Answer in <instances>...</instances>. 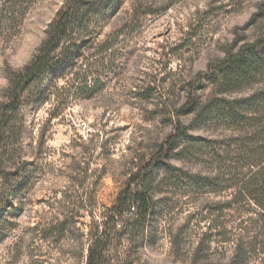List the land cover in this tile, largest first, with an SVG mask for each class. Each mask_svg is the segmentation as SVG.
I'll return each instance as SVG.
<instances>
[{
    "label": "rangeland",
    "instance_id": "374dc122",
    "mask_svg": "<svg viewBox=\"0 0 264 264\" xmlns=\"http://www.w3.org/2000/svg\"><path fill=\"white\" fill-rule=\"evenodd\" d=\"M64 1L36 0L21 21L0 30V103L9 85L8 70L28 64ZM137 4L143 5L141 14L146 7L155 11L141 15L140 24L131 19ZM257 4L125 0L96 25L93 43L74 69L83 74L86 64L94 68L93 92L70 88L77 80L72 74L51 88L48 79L43 92L49 99L23 111L12 152L27 161L28 180L0 201V264H85L89 232L140 160L172 132L176 110L186 102L185 86L211 62L223 59L235 40L255 36L256 28L246 23ZM104 44L110 45L102 56L97 50ZM180 118L191 135L214 140V146L231 136L230 129L208 127L192 115ZM210 145L196 155H171L166 165L177 170L166 165L157 170L147 227L129 231L114 244V259L232 264L240 213L245 219L252 213L229 205L231 189L213 192L191 180L219 172ZM66 217L70 221L62 231Z\"/></svg>",
    "mask_w": 264,
    "mask_h": 264
},
{
    "label": "trees",
    "instance_id": "16d2710c",
    "mask_svg": "<svg viewBox=\"0 0 264 264\" xmlns=\"http://www.w3.org/2000/svg\"><path fill=\"white\" fill-rule=\"evenodd\" d=\"M35 1L0 0V30L21 21ZM124 1L65 0L28 64L8 70L9 85L0 103V201L9 198L8 190L25 186L28 180L27 161L19 152H12L23 125L24 109L40 107L49 99L43 92L46 80L50 79L47 86L51 88L68 74L78 80L70 88L93 92L90 77L94 68L86 64L83 74L74 69L93 43L96 25L115 14ZM141 6L137 4L133 10L132 22L140 24V17L155 13L146 7L141 14ZM246 27L256 28L253 39L235 40L223 59L211 62L206 71L185 86L186 102L176 110L172 132L153 154L140 160L114 203L102 214V220L89 232L85 264H133L114 259L111 249L129 231L146 229L154 211L151 188L157 170L167 164L171 155H196L207 144H212L207 149L213 147L209 155L219 172L214 176H192L191 180L213 192L231 189L229 205L251 210L248 219L240 213L243 219L235 238L232 264H264V0H258ZM109 45H102L98 53L105 56ZM181 115H192L195 121L211 128L230 129L231 136L214 146V140L191 135ZM69 221L66 217L60 222L62 231Z\"/></svg>",
    "mask_w": 264,
    "mask_h": 264
}]
</instances>
